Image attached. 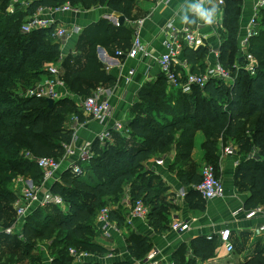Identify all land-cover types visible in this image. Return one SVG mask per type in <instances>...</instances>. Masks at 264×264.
Wrapping results in <instances>:
<instances>
[{
    "label": "trees",
    "instance_id": "trees-1",
    "mask_svg": "<svg viewBox=\"0 0 264 264\" xmlns=\"http://www.w3.org/2000/svg\"><path fill=\"white\" fill-rule=\"evenodd\" d=\"M136 0H35L23 12L9 13V0H0V217L3 209L12 204L17 195L10 190L13 179L19 174L30 176L35 183L42 179V172L34 161L26 157L51 156L60 159L64 145L71 142L73 130L65 126L67 116H82L78 107L69 98L54 100L48 106L45 98L24 95L37 81L47 76V67L58 62L59 45L52 37V28L38 29L29 33L21 31L25 15H32L37 7H56L70 3L73 6L90 8L104 6L110 12L130 18ZM240 1L225 0L219 47V62L228 70L236 60L243 65L238 53ZM88 51L81 68L59 63L65 71L59 78L69 90L77 95L87 96L100 83L113 85V78L97 60L95 46H102L111 53L126 51L131 46V31L122 25L112 26L105 19L84 28ZM249 51L257 60L256 72L250 75L237 69L234 82L225 84L210 79L201 89L193 86L187 93L179 89L168 90L162 74L146 82L139 94L143 113L133 115L128 123L127 142L115 144L112 140L101 144L94 140L92 155L84 171L93 175L77 177L69 169L62 172L60 181L50 191L62 196L67 207L63 213L59 206L47 205L36 208L28 215L21 229L28 253L39 240H52L57 247L51 264L76 263L68 254L70 247L76 250H96L91 243L92 225L97 212L125 194L133 204L141 200L147 207L146 220L156 233L167 228V206L162 198L164 188L161 179L146 170L143 163L158 154L175 151L171 166L179 169L190 160L196 132L201 131L203 160L215 166L220 147L233 141L238 152L248 154L256 149L261 160L246 159L238 163L235 185L249 192L247 203L264 202V8L259 13L257 34L250 39ZM183 57L188 63L203 70L207 47L195 50L185 47ZM193 68V67H192ZM175 93V94H173ZM174 98V99H173ZM173 100V106L170 102ZM153 109L159 115L153 116ZM161 117V119H159ZM114 138V137H113ZM180 182L189 186L201 180V174L191 169L179 172ZM199 198L195 203L202 209V198L196 190L190 189L187 198ZM201 198V199H200ZM46 209V210H45ZM51 212L55 217L51 215ZM109 219L121 225L123 218L109 212ZM217 241L196 237L191 241L194 257L183 261L173 259L174 264H197L214 256ZM149 249L146 239L131 243L129 250L137 258L144 257ZM238 264H264V250Z\"/></svg>",
    "mask_w": 264,
    "mask_h": 264
},
{
    "label": "crops",
    "instance_id": "crops-1",
    "mask_svg": "<svg viewBox=\"0 0 264 264\" xmlns=\"http://www.w3.org/2000/svg\"><path fill=\"white\" fill-rule=\"evenodd\" d=\"M217 1L211 0V3H206L205 6L211 7L215 5L218 9L216 17H219L223 15L225 0H223L224 4L221 6L218 5ZM239 1L241 13L237 33L238 40L244 34L243 27L252 13V7L256 3V0ZM184 5L185 0L135 1L130 12V18L124 20L123 25L131 31V44L134 37L136 35L139 36L141 43L147 51L145 55L138 54L133 58L118 57L115 51L111 53L102 46H95L97 60L102 64L104 71L114 80L113 85L100 83V86L92 91L100 90L99 93L102 98H108L113 107L112 119L107 123H100L84 115L78 103L82 102L85 96L71 92L67 85L59 78L62 81V85L58 88L60 98L66 97L73 101L78 107L82 120H79L75 114L67 117L65 126L73 130L72 140L67 145L71 149H74L75 153L74 156L68 158L64 155V149L62 158L60 157V159H63L61 167L43 185L44 189H50L54 183L60 181L62 172L69 169V162L71 163L76 160L78 164H82V162L86 161L87 159L77 160L79 148L83 147L87 142H91L92 144L94 140H97V134L106 126L110 128L113 120L121 119L128 126L131 119L130 114H135L136 110L141 108L138 100L144 84L161 74L155 58L163 52L164 27L170 21L178 28L185 24L181 21ZM78 7L80 11L77 12H59L46 15L70 29L67 37L58 41L61 59L59 63L68 60L66 64L68 68H81L84 64L88 45L82 33L83 29L102 19L104 13L110 12L104 6H92L87 9L82 6ZM19 11L24 12L25 10L20 8ZM188 15L191 20L192 14L188 13ZM26 17L28 15H25L24 19ZM187 24L196 27L197 31L205 36L206 45L203 47L208 48V54L202 62L203 68H205L208 64L214 62L216 51L219 52V47L223 40L220 33L222 28L218 27L214 29L211 26L204 25L202 22ZM182 51L180 52L179 60L181 62L183 60L186 61L190 71L198 70L199 67L197 65L199 63H196V65L188 63L183 57ZM176 67L180 73L183 74L185 72V69L181 65H176ZM130 70L133 71L132 74L129 73ZM64 71L65 69L61 66L59 75ZM167 89L169 90V88ZM132 111L135 113H132ZM128 133L129 131L127 133L113 131L111 140H114L115 144L127 142L128 138H123V136L128 137ZM203 141L204 136L198 131L195 134L190 160L187 163H191L192 161L197 164L202 163L203 150L201 144ZM228 146L234 148L233 154L223 153V149ZM257 152L256 149H253L248 154L240 153L233 141L220 147L214 168L216 175L224 185L225 195L223 198L213 200L202 198V209L198 208L195 203L199 199L198 197L192 200L187 198L190 189L195 190V184L185 186L180 182L177 175L178 171L184 173L189 172L191 169L201 174L202 168L198 167L196 169V166L194 168L187 163L183 166L181 165L180 169L177 166H171L175 156L174 149L163 155V165L155 164V159L159 155L152 157L145 161L143 166L144 170L157 175L164 185V195L161 196L164 199V204L167 206V228L161 233H156L146 219L133 217L131 215L132 203L130 197L128 194H125L119 200L111 202L106 206L109 212L113 211L115 215L123 218L122 224L118 226L115 220L109 219L111 226L107 232H103L99 227L97 218L99 210L92 225L93 234L91 237V243L96 244L98 248L96 250L78 249L77 251L87 253V256L81 260L74 259L68 249L69 256L74 262L85 264H142L145 257L152 252L156 254L154 259L158 260L160 264H168L169 262H173L174 257L183 261L193 258L194 253L190 246L191 241L196 237H206L208 239L207 236L210 235L211 239L214 238L217 241L214 256L205 260L197 259V264H238L243 262L258 251L264 250V237L256 232V226L264 220V202L257 201L248 204L249 192L243 191L235 185L234 173L238 163L241 161L248 158L261 160ZM24 182L25 185H21L22 188L20 187L19 194L10 185V190L17 194V197L25 186L41 184V180L35 183L31 178H26ZM59 207H64V205ZM66 209V206L62 208V212L64 213ZM252 210H257V212L255 215L248 217L247 214ZM51 215L55 217L52 212ZM26 217L21 218L16 215L13 203L3 209L2 216L0 217V264H51L57 250V247L51 245V239L38 240L35 246L26 253L24 241L19 237ZM175 219L188 223V229L184 233L177 234L170 229V224ZM9 227L12 228L11 233L5 231ZM225 228L230 230V242L233 245V251L229 253L218 239V233ZM141 239L147 240L149 249L144 257L137 258L130 253L129 247L131 243Z\"/></svg>",
    "mask_w": 264,
    "mask_h": 264
},
{
    "label": "built area",
    "instance_id": "built-area-1",
    "mask_svg": "<svg viewBox=\"0 0 264 264\" xmlns=\"http://www.w3.org/2000/svg\"><path fill=\"white\" fill-rule=\"evenodd\" d=\"M35 0H9L7 11L14 13L16 10H26L30 3ZM218 5L224 4L223 0L217 1ZM264 8V0H256L255 5L252 7V13L248 17L244 25V34L238 40V53L243 59L244 64L238 65L236 69H243L250 75L256 72L257 60L255 56L249 51L250 39L257 34L259 13ZM77 12L80 11L78 6H73L68 2L56 7L39 6L35 12L26 17L24 23L21 25V31L29 33L38 29L52 28V37L61 41L70 33V29L64 24L55 21L46 15L59 12ZM102 18L108 21L112 26H119V16L113 12H107L102 15ZM211 26L214 29L222 26V16L215 18V22ZM165 38L163 40V52L159 54L155 60L159 66L160 73L166 81L167 88L179 89L184 93L191 90L193 86L203 88L210 79H218L227 85L234 82V76L230 70L226 69L218 60L219 52L215 53V60L213 63L208 64L202 71H190L186 61H180V52L185 48L193 50L206 45L205 36L197 31L196 27L185 23L180 28L176 27L172 21L168 22L164 27ZM144 45L141 43L139 36L136 35L132 41L131 47L126 51L116 50L115 54L118 57L133 58L138 54H147ZM176 65H181L185 72L182 74L177 69ZM132 70L129 71L132 74ZM59 69L55 64H50L47 67V76L42 80L37 81L32 87L28 89L26 95H33L38 98H52L53 100L60 98L58 88L62 85L59 79ZM100 90L94 91L85 96L80 104L81 112L100 123H107L112 119L113 107L108 98L101 96ZM100 94V95H99ZM113 131L127 133L129 131L126 122L123 120H113L110 128L107 126L97 134V140L103 144L112 139ZM65 156L70 158L74 156V149L68 145H64ZM234 148L231 146L223 149L224 154H233ZM26 157L36 164L42 172V179L40 185L25 186L21 194L13 202V207L18 217L24 218L38 207H45L47 205L63 206L64 200L61 195L52 193L50 189H44L43 185L49 181L54 174L60 169L63 159H56L51 156L36 157L31 153H26ZM91 142H87L83 147L79 148V156L77 160H85L90 158ZM62 158V157H61ZM164 157L155 159L156 165H163ZM69 170L75 174H82V169L76 160L69 162ZM195 190L199 193L201 198L205 200H213L223 198L225 195V188L221 179L216 175L215 168L211 164H205L201 170V180L194 186ZM183 193V192H182ZM257 210L250 211L247 216L255 215ZM148 207L141 201H135L131 206V215L140 219H146ZM99 227L103 232L111 226L109 220V210L107 207L100 209L98 215ZM170 229L177 234L184 233L188 229V223L181 220H173L170 224ZM7 233L12 232L9 227L5 230ZM256 232L264 237V220L256 226ZM22 237V234L19 235ZM211 239V236H207ZM218 239L224 245L226 251L232 252L233 245L230 242V230L225 228L218 233ZM69 253L76 260H81L87 256V253L77 251L74 248H69ZM155 253H149L143 260L142 264H160L158 260L154 259ZM168 264H174L169 262Z\"/></svg>",
    "mask_w": 264,
    "mask_h": 264
},
{
    "label": "clouds",
    "instance_id": "clouds-1",
    "mask_svg": "<svg viewBox=\"0 0 264 264\" xmlns=\"http://www.w3.org/2000/svg\"><path fill=\"white\" fill-rule=\"evenodd\" d=\"M206 3H211V0H191V2L185 0L181 21L184 23L202 22L204 25H212L215 22L218 9L215 5L206 7ZM188 13L192 14L191 20Z\"/></svg>",
    "mask_w": 264,
    "mask_h": 264
},
{
    "label": "rangeland",
    "instance_id": "rangeland-1",
    "mask_svg": "<svg viewBox=\"0 0 264 264\" xmlns=\"http://www.w3.org/2000/svg\"><path fill=\"white\" fill-rule=\"evenodd\" d=\"M53 40L55 41V39L53 38ZM57 43H58V41H56ZM108 52H109V50H107ZM60 56H59V58H58V62L57 63H55V65L58 67V69L59 70H61V67H60V64H59V62H60ZM238 63H237V61L236 60H233V62H232V64H231V66L229 67L230 69H231V67H232V74H236V67H238ZM100 86V84H98L96 87H99ZM169 90H172V89H170L169 88ZM172 91H174V90H172ZM173 94H175V93H173ZM24 95H26V93H24ZM174 99V98H173ZM139 101V100H138ZM173 100H172V102H170V105L171 106H173ZM80 104H81V102L80 103H78V105L80 106ZM153 111V113L154 114H152L153 116H156V115H159V113L160 112H158V109H153L152 110ZM132 113H135L134 111H132ZM136 113H143V109L142 108H139V110H136ZM136 113L135 114H130V117H132L133 115H136ZM69 115H71V114H69ZM68 115V116H69ZM67 116V117H68ZM79 115H77V117H78ZM81 116V115H80ZM159 119H161V117H159ZM201 132V131H200ZM197 133V132H196ZM202 133V132H201ZM203 134V133H202ZM198 139V138H197ZM193 143H194V141H193ZM167 152H164V153H162V154H158L159 156H157V158H160V157H162L163 155H165ZM162 155V156H161ZM203 157V156H202ZM202 159V158H201ZM208 162H206V161H202V163L201 164H197V163H194L193 161L191 162V163H187V164H189V165H191V167H194L195 168V166H196V169H198V167H200V168H202L205 164H207ZM88 164H89V159H87L86 161H84V162H82V167H87L88 166ZM199 172H200V170H199ZM86 173V174H85ZM89 173H91L90 175H93V173L90 171V172H85L84 171V174L85 175H80V176H77V177H85L86 175H89ZM26 178H31L30 176H22V175H17L14 179L15 180H13L12 182H11V186L13 187V188H15V191L19 194L20 193V190H21V188H22V186L21 185H25V182H24V180L26 179ZM32 179V178H31ZM16 185V186H15ZM19 185V186H18ZM21 187V188H20ZM17 195V194H16ZM162 195H164V188L162 189ZM62 208H65V205H64V207H60V208H58L61 212H62Z\"/></svg>",
    "mask_w": 264,
    "mask_h": 264
},
{
    "label": "water",
    "instance_id": "water-1",
    "mask_svg": "<svg viewBox=\"0 0 264 264\" xmlns=\"http://www.w3.org/2000/svg\"><path fill=\"white\" fill-rule=\"evenodd\" d=\"M124 17L123 16H119V23L120 25H122L124 23ZM47 103H48V106H52L53 103H54V100L52 98H48L46 99Z\"/></svg>",
    "mask_w": 264,
    "mask_h": 264
}]
</instances>
